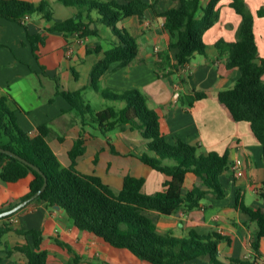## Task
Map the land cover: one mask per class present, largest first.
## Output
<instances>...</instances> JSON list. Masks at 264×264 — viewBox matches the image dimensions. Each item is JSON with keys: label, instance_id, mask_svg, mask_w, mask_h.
<instances>
[{"label": "trees", "instance_id": "obj_1", "mask_svg": "<svg viewBox=\"0 0 264 264\" xmlns=\"http://www.w3.org/2000/svg\"><path fill=\"white\" fill-rule=\"evenodd\" d=\"M59 1L65 7L77 9V13L63 22H54L53 8L46 0L38 5L23 0H0V18L19 23L28 30L26 18L39 15L52 23L50 31L62 33L65 37L76 35L80 39L99 38L101 33L94 27L103 25L110 31L113 42L106 49L95 48L97 52H102L103 57L92 68L88 88L69 92L58 87V95L71 106L82 131L68 152V167L62 165L48 143L51 128L40 126L36 136L26 133L18 123L9 98L0 97V148L37 166L48 180L46 190L28 205L44 203L48 210H64L77 230L102 239L110 247L128 250L148 264H195L203 258H208L209 264H264L257 254L264 238V209L248 207L239 193L235 197L234 209L247 215L258 227L253 242L256 254L247 260L230 259L222 262L218 258V250L225 238L216 232L200 236L191 231L185 237H178L173 232L161 233L149 215L157 212L170 217L181 212L190 213L198 210L210 194L217 200L225 199L226 190L221 177L233 165L227 152L223 155L203 153L199 146L178 137L172 142L168 141L161 130L159 113L149 107L148 97L140 90L105 92L98 88L99 81L114 64L118 68H125L138 56L137 39L122 25L124 20L137 17L143 21L147 11L154 10V7L144 0ZM220 1L180 0L176 6L161 13L155 12L156 17L163 20V31L172 39L167 51L157 54L158 69L167 65L170 72L166 75H173L188 65L195 54H206L204 35L220 19L217 7ZM230 1V7L242 19L238 39L233 43L220 40L216 43V49L220 56H227L228 69L239 70L240 78L232 89L221 91L218 98L235 122L249 124L262 147L264 164V58H260L258 53L254 16L244 0ZM259 15H264V10ZM28 38L31 42L34 39L30 35ZM35 39L40 40L39 36ZM173 49L177 54L175 62L171 63L169 51ZM86 89H92L104 99L121 102L124 106L121 109L110 107L95 112L84 101ZM206 97L205 92L193 91L185 99L192 105ZM128 130L137 131L145 142L146 152L138 156V160L166 178L163 191L145 194V178L127 175L123 179L121 191L116 193L100 177L83 174L77 169L78 159L86 152L84 134L108 138L114 131ZM188 174L199 178L201 186L185 191ZM28 177L32 178L29 193L19 202L1 208L0 213L27 200L44 184L43 176L31 167L0 153L2 182L14 184ZM258 197L264 202V181L258 190ZM17 213L0 219V241L10 232L22 239L30 237L31 244L26 241L16 246L13 252L24 255L26 264H50L49 253L42 250L41 231L15 229L7 223ZM68 250L73 252L69 247ZM77 263L78 256L75 255L70 264Z\"/></svg>", "mask_w": 264, "mask_h": 264}, {"label": "crops", "instance_id": "obj_2", "mask_svg": "<svg viewBox=\"0 0 264 264\" xmlns=\"http://www.w3.org/2000/svg\"><path fill=\"white\" fill-rule=\"evenodd\" d=\"M23 1L38 5L43 0ZM46 1L53 8L54 22H63L77 13V9L65 7L59 0ZM144 1L152 5L154 10L147 11L143 21L131 17L122 23L140 42L137 58L125 68H118L114 64L101 78L98 88L105 92L109 89L120 92L140 90L148 97L149 107L159 113L161 130L168 141L172 142L178 137L191 145L199 146L203 153L216 152L223 155L227 152L231 164L237 161L242 163L239 175L236 176L230 169L221 177L226 190L225 199L217 200L210 194L198 210L190 213L181 212L170 217L157 212L149 215L156 218L161 233L173 232L178 237H185L191 231L200 236L212 232L220 234L225 238L218 250V258L222 262L250 259L256 254L253 242L256 240L258 227L233 206L236 194L239 193L248 207L264 209V202L258 197V190L264 181L262 147L249 124L235 122L219 101L218 94L232 89L240 78V72L238 69H228L227 56H220L216 49V43L220 40L226 43L237 41L241 16L230 7V0H221L217 6L220 19L204 35L206 54H195L181 71L168 76L166 74L170 72V68L163 65L158 69L156 63L157 54L167 51L172 39L163 31V20L157 18L155 12L161 13L176 6L180 0ZM244 2L254 16L258 53L260 58H264V15H259L264 10V0ZM25 23L28 30L19 23L0 18V97L9 98L18 123L26 133L36 136L40 126L47 125L51 128L48 143L62 165L68 167V152L82 131L75 112L58 95V87L69 92L89 87L92 68L103 57L102 52L95 49L104 47L100 43L101 35L93 39H80L76 35L65 37L62 33L50 31L52 23L39 15L28 17ZM101 26L95 25L94 28L99 29L100 33L110 34L108 29L101 31ZM28 35L34 38L33 43ZM36 36H39V41L35 39ZM108 40L110 45L113 42L111 34ZM176 54L174 49L169 51L171 63L175 62ZM193 91L205 92L207 97L189 105L185 96ZM128 133L134 132H124L125 135ZM84 135L85 154L93 146L97 162L98 153L109 150L108 141L97 135ZM143 143L145 146L144 140ZM82 157L78 159V164ZM143 178L146 180L143 187L145 194L151 195L164 190L166 178L151 168ZM197 179L195 175L188 174L185 191L199 187ZM31 180L28 177L14 184L0 180V209L17 203L26 196ZM59 211L61 209L48 210L44 203L32 204L20 210L7 223L15 229L41 231L42 250L49 253L50 264H62V259L68 258V247L80 257L89 256L97 245L109 250L110 246L102 239L95 236L97 240H94L85 236L84 233L87 232L77 230L67 216L61 217ZM26 241L31 244L30 237L26 240L12 232L6 234L0 241V264H26L24 255L13 252L16 246L25 244ZM257 254L264 263V238ZM200 261L209 264L208 258Z\"/></svg>", "mask_w": 264, "mask_h": 264}, {"label": "rangeland", "instance_id": "obj_3", "mask_svg": "<svg viewBox=\"0 0 264 264\" xmlns=\"http://www.w3.org/2000/svg\"><path fill=\"white\" fill-rule=\"evenodd\" d=\"M127 23H129L127 21ZM101 31L107 30L105 26L100 27ZM109 33H101L100 43L104 47H110L108 36ZM139 42V41H138ZM140 43V42H139ZM102 88V85H101ZM112 92V90H108ZM84 101L91 106L95 112H100L106 108L115 107L121 109L124 104L121 102H114L104 99L101 95L96 93L92 89H88L84 93ZM129 131V130H128ZM132 132V131H130ZM134 133L114 131L108 138L99 136L102 140L108 141V148L105 152L102 150L98 153V160L95 163L96 150L93 146L89 147V151L80 160L77 169L87 175H96L100 177L103 182L109 185L114 192L119 193L122 189L123 178L127 175L144 177L146 172L150 170L138 160V156L146 152L142 137L137 131ZM126 136V138L124 137ZM122 153H121V152ZM116 154H115V153ZM120 153V154H117ZM198 183L201 186V180L198 178ZM61 217H66L67 214L64 210L59 211ZM68 218V216L66 217ZM152 219L156 222V218L152 216ZM68 220L72 222L69 218ZM85 236L97 240V238L91 234L84 233ZM91 240L89 241V243ZM68 254V253H67ZM75 253L69 252L68 258L62 259V264H70L75 257ZM84 255V254H83ZM78 256L77 264H142L130 251L124 249H116L109 247V250L104 249L102 246H95V250L90 253L89 256ZM204 261H199L197 264H203ZM148 264V263H145Z\"/></svg>", "mask_w": 264, "mask_h": 264}, {"label": "water", "instance_id": "obj_4", "mask_svg": "<svg viewBox=\"0 0 264 264\" xmlns=\"http://www.w3.org/2000/svg\"><path fill=\"white\" fill-rule=\"evenodd\" d=\"M0 153H3L5 155H8L12 158H15L23 163H25L26 165H28L29 167H31L34 171L38 172L41 176H43L44 178V184L42 186V188L37 192L35 193L34 195H32L30 198H28L27 200L17 204L16 206H14L13 208L9 209V210H6L4 212H1L0 213V219L2 218H5V217H8V216H11L17 212H19L20 210H22L23 208H25L28 204L32 203L33 201H35L47 188V185H48V180L46 178V176L42 173V171L35 165L33 164H30L28 163L26 160L22 159L20 156H18L17 154L11 152V151H8V150H5V149H2L0 148Z\"/></svg>", "mask_w": 264, "mask_h": 264}, {"label": "built area", "instance_id": "obj_5", "mask_svg": "<svg viewBox=\"0 0 264 264\" xmlns=\"http://www.w3.org/2000/svg\"><path fill=\"white\" fill-rule=\"evenodd\" d=\"M241 166H242V163L240 161H237V162L233 163L231 169H232V171L234 172V174L236 176L239 175V173L241 171Z\"/></svg>", "mask_w": 264, "mask_h": 264}]
</instances>
